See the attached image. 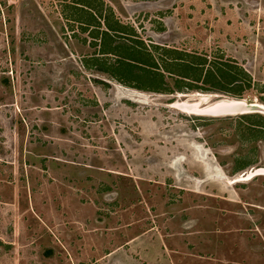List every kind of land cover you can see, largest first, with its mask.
Listing matches in <instances>:
<instances>
[{
    "label": "rangeland",
    "instance_id": "374dc122",
    "mask_svg": "<svg viewBox=\"0 0 264 264\" xmlns=\"http://www.w3.org/2000/svg\"><path fill=\"white\" fill-rule=\"evenodd\" d=\"M231 99L257 108L191 112ZM256 114L264 0H0V264H264Z\"/></svg>",
    "mask_w": 264,
    "mask_h": 264
},
{
    "label": "trees",
    "instance_id": "16d2710c",
    "mask_svg": "<svg viewBox=\"0 0 264 264\" xmlns=\"http://www.w3.org/2000/svg\"><path fill=\"white\" fill-rule=\"evenodd\" d=\"M169 59L175 61L176 64L183 66L186 69L193 70L198 73H203V83L205 86L193 88L203 89V90H213V91H224L227 93L237 94L236 97H240V92H236L232 88H228L227 85H234L236 82L235 69H238V65L235 62H231L229 59H217V61H212L208 64L207 68H203L206 59L203 56L191 55L182 51L170 50L167 53ZM198 73V75L200 74ZM186 79L196 78L200 79L199 76L187 75ZM191 77V78H190ZM247 114L240 115L241 117H246ZM257 118H237L238 119V129L241 131L242 135H249L255 140H259L264 143V118H260L259 114ZM247 120L248 122H244ZM243 163H239L238 168L243 167Z\"/></svg>",
    "mask_w": 264,
    "mask_h": 264
},
{
    "label": "water",
    "instance_id": "95a60500",
    "mask_svg": "<svg viewBox=\"0 0 264 264\" xmlns=\"http://www.w3.org/2000/svg\"><path fill=\"white\" fill-rule=\"evenodd\" d=\"M256 108V105L247 104L243 100L231 99L221 100L207 107L192 108L191 112L201 116L222 117L254 112L253 110H256ZM261 171L264 170L258 169L254 173Z\"/></svg>",
    "mask_w": 264,
    "mask_h": 264
}]
</instances>
